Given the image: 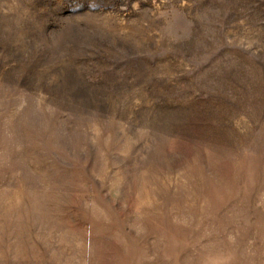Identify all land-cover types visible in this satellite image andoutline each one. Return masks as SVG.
Segmentation results:
<instances>
[{"label": "rangeland", "instance_id": "374dc122", "mask_svg": "<svg viewBox=\"0 0 264 264\" xmlns=\"http://www.w3.org/2000/svg\"><path fill=\"white\" fill-rule=\"evenodd\" d=\"M0 264H264V0H0Z\"/></svg>", "mask_w": 264, "mask_h": 264}]
</instances>
